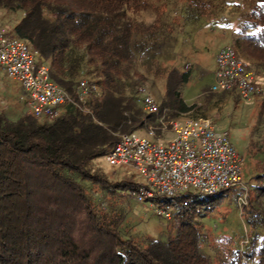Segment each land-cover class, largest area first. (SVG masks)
Masks as SVG:
<instances>
[{
	"label": "trees",
	"instance_id": "1",
	"mask_svg": "<svg viewBox=\"0 0 264 264\" xmlns=\"http://www.w3.org/2000/svg\"><path fill=\"white\" fill-rule=\"evenodd\" d=\"M185 1L186 22L205 10L204 0ZM148 5L147 0H0V10L22 13L14 36L39 51L52 81L75 100L82 78L100 87L85 104L64 105L54 121L28 113L16 122L0 116V264H213L202 248L197 214L226 191L183 196L189 205L175 214L173 235L142 245L123 239L102 220L78 180L131 192L138 186L129 179L109 181L91 166L117 144L115 131L143 127L145 114L136 112L127 85L144 43L159 26L136 22L130 11L137 14ZM238 28L246 52L264 72V0H250ZM190 78V71H169L161 108L178 114L196 109L183 99ZM263 150L253 142L248 147L253 155L263 153L256 160V196H248L245 206L252 233L244 254L257 264H264V235L256 233L264 232Z\"/></svg>",
	"mask_w": 264,
	"mask_h": 264
},
{
	"label": "rangeland",
	"instance_id": "2",
	"mask_svg": "<svg viewBox=\"0 0 264 264\" xmlns=\"http://www.w3.org/2000/svg\"><path fill=\"white\" fill-rule=\"evenodd\" d=\"M147 1L149 5L137 14L130 11L136 22L146 26L158 23L159 26L152 39L144 43L142 58L136 61L129 76L127 95L134 96L136 112L143 111L138 101L139 87L145 86L162 106L166 99L165 84L169 71L173 68L190 71L191 78L184 87L183 99L188 106H197L187 114L209 118L227 130L232 143L245 158L242 177L247 182L248 196L255 197L256 160L262 159L263 153L253 155L249 153L248 147L253 142L264 149V95L255 101H246L236 92L210 93L216 69L215 57L220 48L226 45H234L239 49L259 83L264 86V72L258 67L259 62L246 52V40L238 28V22L250 0H204L205 10L189 22L185 21L183 14L185 0ZM21 17L22 13L0 10V26L13 30ZM36 62L37 65L43 63L40 56ZM6 81V74L0 67V82L4 83L0 95V116L16 122L20 116L30 114L26 94L20 86ZM171 115L180 114L171 109ZM115 132V136L120 133H144L142 127ZM91 168L112 182L125 179L136 182L129 167L114 168L105 158L95 160ZM74 177L78 178L77 175ZM78 180L90 196L98 215L108 226L117 229L123 239L145 245L149 240L166 241L173 235V219L159 217L156 213L158 206L138 202L129 190H116L80 178ZM243 193L240 187L228 190L197 214V222L203 229L202 248L212 258L213 264H241L242 245L244 251L247 250L252 231L246 221L245 206L241 208L238 203ZM256 233L259 238L264 235L261 229L256 230ZM250 261L257 264L253 259Z\"/></svg>",
	"mask_w": 264,
	"mask_h": 264
},
{
	"label": "built area",
	"instance_id": "3",
	"mask_svg": "<svg viewBox=\"0 0 264 264\" xmlns=\"http://www.w3.org/2000/svg\"><path fill=\"white\" fill-rule=\"evenodd\" d=\"M40 56L28 42L14 36L13 30L0 26V67L7 81L20 86L26 94L28 112L37 118L56 120L66 104L86 103L100 87L82 78L76 87L77 100L50 79L45 63L37 65ZM216 69L212 94L236 92L246 101L264 95L249 62L234 45L222 47L215 57ZM4 83L0 82V95ZM138 100L145 114L144 133L118 134L117 144L105 160L114 168L127 166L138 184L131 192L138 202H149L159 208V217L172 220L188 207L181 198L188 194L215 195L240 187L242 208L248 203V186L243 179L245 158L232 143L226 129L211 119L187 113L172 116L162 109L145 86L138 88ZM1 98V97H0ZM240 249L241 264H253Z\"/></svg>",
	"mask_w": 264,
	"mask_h": 264
},
{
	"label": "crops",
	"instance_id": "4",
	"mask_svg": "<svg viewBox=\"0 0 264 264\" xmlns=\"http://www.w3.org/2000/svg\"><path fill=\"white\" fill-rule=\"evenodd\" d=\"M221 49V48H220Z\"/></svg>",
	"mask_w": 264,
	"mask_h": 264
}]
</instances>
